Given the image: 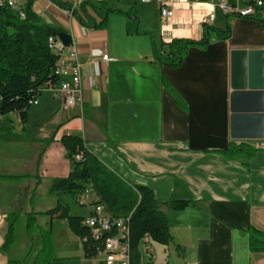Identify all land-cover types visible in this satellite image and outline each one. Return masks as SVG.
Listing matches in <instances>:
<instances>
[{
  "label": "crops",
  "instance_id": "obj_1",
  "mask_svg": "<svg viewBox=\"0 0 264 264\" xmlns=\"http://www.w3.org/2000/svg\"><path fill=\"white\" fill-rule=\"evenodd\" d=\"M13 1L19 8L28 0ZM31 1L45 21L61 26L77 45L84 102L66 106L59 92L43 88L27 110L25 130L17 113L0 116V176L17 177L0 179V264L9 259L31 264L38 231L50 226L54 264H100L99 257L84 255L83 240L58 217L61 210L41 213L61 196L51 192L53 180L74 167L60 142L68 134L80 136L129 184L148 187L168 217L172 241L162 245L144 238L141 264H264V252L251 253L242 232L249 226L264 231V138L231 135L234 88L252 82L264 93V27L256 19L264 16L226 15L218 6L224 1L243 7L251 0H162L172 10L165 18L159 0H105L123 11L134 8L138 21L109 13L99 28L82 26L74 15L69 22L60 7ZM210 13L213 20L206 23ZM136 23L148 34L128 31ZM227 24V39L206 30V25L226 30ZM203 36L210 42L190 48L177 68L154 58V44ZM94 49L111 60L98 59L97 68ZM230 142H246L256 153L228 158L221 151ZM176 201L188 204L175 210L170 204ZM83 208L86 214L88 207ZM13 213L16 221L25 219V228L17 236L14 224L15 241L4 252ZM30 214L35 215L32 237L26 232Z\"/></svg>",
  "mask_w": 264,
  "mask_h": 264
},
{
  "label": "trees",
  "instance_id": "obj_2",
  "mask_svg": "<svg viewBox=\"0 0 264 264\" xmlns=\"http://www.w3.org/2000/svg\"><path fill=\"white\" fill-rule=\"evenodd\" d=\"M61 7H67L66 2L55 0ZM10 0H0V116L8 113H17L23 130L27 124V110L32 101L36 100L48 81L55 82L57 76L52 72L56 56L48 47V37L58 35L65 31L61 26L45 21L32 7L33 2L28 0L21 7L10 5ZM21 12L23 15H21ZM109 13L133 17L136 22L138 17L135 9L126 11L116 9L103 0L100 5L90 0H82L74 17L78 22L88 28H99L106 24ZM264 27V19L257 18ZM213 29L216 38L227 39L231 29L227 24L226 30H219L206 25V30ZM128 31L136 34H148L139 30L138 23L129 26ZM66 32V31H65ZM210 38L203 36L199 40L188 38H174L170 42L161 43L159 47L154 44V58L164 66L177 68L190 48H204ZM66 149L67 156L72 157L80 153L82 158L75 161L73 169L66 177L56 178L50 187L51 192L61 195L56 206L41 212L53 215L58 210V216L65 219L69 229L83 240L84 255L88 258L96 255L94 241L89 236L88 229L82 225L83 215L72 213L67 202L62 201V196L75 199L87 186L91 185L105 208L116 217L128 216V245L130 250V264H141L139 244L144 238L167 245L172 241L168 217L160 209L152 191L145 186L131 185L120 174L108 167L95 154L84 145L83 139L78 135L68 134L60 138ZM254 147L246 142H230L222 153L232 158L236 154L256 153ZM17 177L0 176V179H16ZM77 202V201H76ZM188 204L187 201L172 202L170 206L180 210ZM18 215L13 213L8 216V230L5 241L1 247L4 252L15 241L14 224ZM35 215L27 217L26 232L33 236ZM248 236V247L251 253L264 252V231L249 226L242 231ZM40 244L36 249L31 264H54L55 252L52 244V226L39 229ZM179 249V247H177ZM8 264H24L23 260L9 259Z\"/></svg>",
  "mask_w": 264,
  "mask_h": 264
},
{
  "label": "built area",
  "instance_id": "obj_3",
  "mask_svg": "<svg viewBox=\"0 0 264 264\" xmlns=\"http://www.w3.org/2000/svg\"><path fill=\"white\" fill-rule=\"evenodd\" d=\"M50 7H60L64 10L69 22L73 17L74 9H77L80 0H65L67 7L59 6L55 0H42ZM148 2L149 0H141ZM160 2V15L162 18L172 15V10L167 6V2ZM12 3H15L12 0ZM219 8L226 15L239 17H253L256 14L264 16V0H251L243 7L229 5L224 1L218 3ZM21 15L23 13L21 12ZM214 13H210L206 23L213 20ZM68 33V32H67ZM48 47L52 54L56 56L52 72L57 76L55 82L48 81L43 88L59 92L63 97L64 105L72 106L84 102L82 91L83 62L77 45L71 41L65 44L60 41H53V35L48 37ZM94 65L98 68V59L110 61L107 53L99 49L91 51ZM35 102L32 101V103ZM31 103V104H32ZM82 158L80 153L73 154V160L79 161ZM77 204L88 207V211L83 215L82 225L88 231L89 236L94 241L96 255L100 258V264H130V250L128 245V216H113L99 201L91 185L81 192L76 198Z\"/></svg>",
  "mask_w": 264,
  "mask_h": 264
},
{
  "label": "water",
  "instance_id": "obj_4",
  "mask_svg": "<svg viewBox=\"0 0 264 264\" xmlns=\"http://www.w3.org/2000/svg\"><path fill=\"white\" fill-rule=\"evenodd\" d=\"M58 36L65 44L72 41L65 31ZM231 109L232 137L264 138V93L259 87H254L252 82L238 84L231 94Z\"/></svg>",
  "mask_w": 264,
  "mask_h": 264
},
{
  "label": "rangeland",
  "instance_id": "obj_5",
  "mask_svg": "<svg viewBox=\"0 0 264 264\" xmlns=\"http://www.w3.org/2000/svg\"><path fill=\"white\" fill-rule=\"evenodd\" d=\"M36 2H37L36 6L39 7L40 6L39 1H36ZM152 2H153V0H149L147 3L152 4ZM63 202L68 203L72 213L80 214V215L84 214V212H85L84 208L82 206H79L77 204V202L75 201V199H72L71 197H66L65 199H63ZM42 219H46V216L43 215L42 218L40 219V221H42ZM25 222H26L25 219L15 222V228L17 231V236H19L20 233H22V231L24 230Z\"/></svg>",
  "mask_w": 264,
  "mask_h": 264
},
{
  "label": "bare ground",
  "instance_id": "obj_6",
  "mask_svg": "<svg viewBox=\"0 0 264 264\" xmlns=\"http://www.w3.org/2000/svg\"><path fill=\"white\" fill-rule=\"evenodd\" d=\"M9 3H10V5H12V6L18 8V7L15 5V3H12V0H10ZM53 41H60L59 36H58V35H53Z\"/></svg>",
  "mask_w": 264,
  "mask_h": 264
}]
</instances>
